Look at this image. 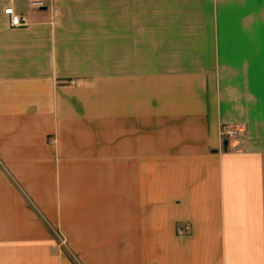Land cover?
<instances>
[{"label":"crops","instance_id":"0c3cea01","mask_svg":"<svg viewBox=\"0 0 264 264\" xmlns=\"http://www.w3.org/2000/svg\"><path fill=\"white\" fill-rule=\"evenodd\" d=\"M0 264H264V0H0Z\"/></svg>","mask_w":264,"mask_h":264},{"label":"built area","instance_id":"2783aa9c","mask_svg":"<svg viewBox=\"0 0 264 264\" xmlns=\"http://www.w3.org/2000/svg\"><path fill=\"white\" fill-rule=\"evenodd\" d=\"M51 0H29L30 4L36 8H45ZM8 17L11 26H21L27 22L25 14L16 11L12 6H8L4 11ZM238 134V129L230 126H224L223 135L233 137Z\"/></svg>","mask_w":264,"mask_h":264},{"label":"rangeland","instance_id":"374dc122","mask_svg":"<svg viewBox=\"0 0 264 264\" xmlns=\"http://www.w3.org/2000/svg\"><path fill=\"white\" fill-rule=\"evenodd\" d=\"M191 219L192 218L190 216L188 219L179 220L177 223L176 233L179 237L183 238L184 240L191 237V234H192V220Z\"/></svg>","mask_w":264,"mask_h":264}]
</instances>
